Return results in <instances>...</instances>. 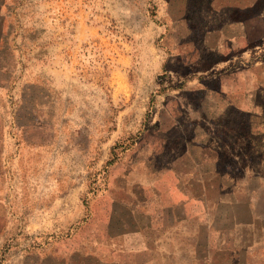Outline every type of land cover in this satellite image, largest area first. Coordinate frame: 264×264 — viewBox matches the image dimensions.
I'll use <instances>...</instances> for the list:
<instances>
[{
	"label": "rangeland",
	"instance_id": "rangeland-1",
	"mask_svg": "<svg viewBox=\"0 0 264 264\" xmlns=\"http://www.w3.org/2000/svg\"><path fill=\"white\" fill-rule=\"evenodd\" d=\"M0 264H264V0H8Z\"/></svg>",
	"mask_w": 264,
	"mask_h": 264
},
{
	"label": "crops",
	"instance_id": "crops-1",
	"mask_svg": "<svg viewBox=\"0 0 264 264\" xmlns=\"http://www.w3.org/2000/svg\"><path fill=\"white\" fill-rule=\"evenodd\" d=\"M8 0H0V54L3 51L4 36L6 35V12ZM3 86H0V88Z\"/></svg>",
	"mask_w": 264,
	"mask_h": 264
}]
</instances>
